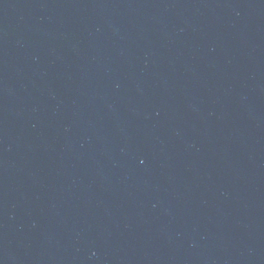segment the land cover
I'll return each instance as SVG.
<instances>
[{
  "label": "water",
  "instance_id": "water-1",
  "mask_svg": "<svg viewBox=\"0 0 264 264\" xmlns=\"http://www.w3.org/2000/svg\"><path fill=\"white\" fill-rule=\"evenodd\" d=\"M0 264H264V0H0Z\"/></svg>",
  "mask_w": 264,
  "mask_h": 264
}]
</instances>
